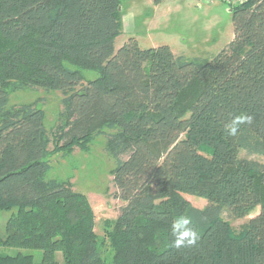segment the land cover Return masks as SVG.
Here are the masks:
<instances>
[{"label":"trees","instance_id":"obj_1","mask_svg":"<svg viewBox=\"0 0 264 264\" xmlns=\"http://www.w3.org/2000/svg\"><path fill=\"white\" fill-rule=\"evenodd\" d=\"M229 7L234 40L202 62L135 38L117 49L122 0H0V212L13 211L0 248L42 252L0 264H264V0ZM36 90L62 95L50 130L39 102L11 104ZM241 114L252 122L228 135ZM100 137L124 204L103 237L88 197L48 179V158ZM257 209L239 230L224 217ZM180 217L194 245L175 247Z\"/></svg>","mask_w":264,"mask_h":264},{"label":"rangeland","instance_id":"obj_2","mask_svg":"<svg viewBox=\"0 0 264 264\" xmlns=\"http://www.w3.org/2000/svg\"><path fill=\"white\" fill-rule=\"evenodd\" d=\"M201 0H122L123 13H133L135 16V32L124 34L117 41L116 48H121L130 38H135L142 49L168 45L175 54L187 59L210 61L226 49L234 40V24L230 7L223 1L213 4ZM87 79H95L97 74L86 71ZM62 95L59 92H44L42 90L25 91L13 94L12 105L32 104L39 102V107L46 113L45 125L53 128L62 110ZM106 139L100 137L91 145L88 153L78 149L68 157L61 154L48 158L51 169L48 179L70 180L77 192L85 194L96 215L95 231L104 236L105 221L115 220L124 205L114 197L117 188L111 170L116 166L115 160L105 151ZM241 157L263 162L258 155L241 152ZM127 159V157L125 158ZM195 207L203 209L208 201L195 196H187ZM13 211L0 212V232L5 233L6 223ZM259 213V209L242 219L224 217L235 230H239L251 218ZM0 252L14 256L31 254L37 263L41 262L42 252L20 248H0ZM60 264H64L61 254H58Z\"/></svg>","mask_w":264,"mask_h":264},{"label":"clouds","instance_id":"obj_3","mask_svg":"<svg viewBox=\"0 0 264 264\" xmlns=\"http://www.w3.org/2000/svg\"><path fill=\"white\" fill-rule=\"evenodd\" d=\"M252 122V117L241 114L232 119L231 123L226 126L228 135L235 136L238 131V127L241 124ZM191 223L189 218L180 217L173 224L174 234L177 235L175 241V247H181L187 245H194L197 240V235L195 230L189 228L188 225Z\"/></svg>","mask_w":264,"mask_h":264},{"label":"crops","instance_id":"obj_4","mask_svg":"<svg viewBox=\"0 0 264 264\" xmlns=\"http://www.w3.org/2000/svg\"><path fill=\"white\" fill-rule=\"evenodd\" d=\"M123 24H124V32L123 34L118 38L120 39L124 34H132L135 32V16L133 13H124L123 16ZM117 39V41H118ZM117 41H116V46H117Z\"/></svg>","mask_w":264,"mask_h":264},{"label":"built area","instance_id":"obj_5","mask_svg":"<svg viewBox=\"0 0 264 264\" xmlns=\"http://www.w3.org/2000/svg\"><path fill=\"white\" fill-rule=\"evenodd\" d=\"M216 1H218V0H201L200 1V6L203 5L202 2L213 4ZM219 1H223V2L227 3L228 5H239V4L244 3L246 0H219Z\"/></svg>","mask_w":264,"mask_h":264},{"label":"water","instance_id":"obj_6","mask_svg":"<svg viewBox=\"0 0 264 264\" xmlns=\"http://www.w3.org/2000/svg\"><path fill=\"white\" fill-rule=\"evenodd\" d=\"M120 10H121V8H120Z\"/></svg>","mask_w":264,"mask_h":264}]
</instances>
